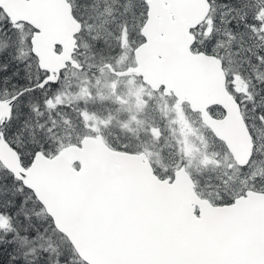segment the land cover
<instances>
[{
	"label": "snow or ice",
	"instance_id": "1",
	"mask_svg": "<svg viewBox=\"0 0 264 264\" xmlns=\"http://www.w3.org/2000/svg\"><path fill=\"white\" fill-rule=\"evenodd\" d=\"M0 264H264V0H0Z\"/></svg>",
	"mask_w": 264,
	"mask_h": 264
},
{
	"label": "rangeland",
	"instance_id": "2",
	"mask_svg": "<svg viewBox=\"0 0 264 264\" xmlns=\"http://www.w3.org/2000/svg\"><path fill=\"white\" fill-rule=\"evenodd\" d=\"M127 63H131V58H129V60L127 61ZM126 87V86H125ZM121 91H125V88H122ZM183 109H184V112L187 114V117L188 119L192 120L193 121V126L195 128H199L200 126V121H199V118L197 117V115L195 113H192L190 111H188L189 107L187 106L186 103H184L183 105ZM179 130L177 129V132ZM201 137H198L196 135H194L192 137V141L193 143L198 146L201 151L204 150V144L206 143L208 145V151L211 152L212 150L216 149V150H220V146L218 144H216V142H214L211 138V135L207 134V133H203L202 130H201Z\"/></svg>",
	"mask_w": 264,
	"mask_h": 264
},
{
	"label": "water",
	"instance_id": "3",
	"mask_svg": "<svg viewBox=\"0 0 264 264\" xmlns=\"http://www.w3.org/2000/svg\"><path fill=\"white\" fill-rule=\"evenodd\" d=\"M187 104V103H186ZM187 106L189 107V104H187Z\"/></svg>",
	"mask_w": 264,
	"mask_h": 264
}]
</instances>
